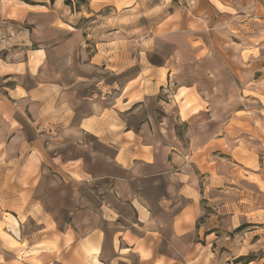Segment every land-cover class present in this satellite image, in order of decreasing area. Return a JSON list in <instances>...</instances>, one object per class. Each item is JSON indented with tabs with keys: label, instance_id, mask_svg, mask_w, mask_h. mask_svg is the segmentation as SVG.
Returning <instances> with one entry per match:
<instances>
[{
	"label": "rangeland",
	"instance_id": "rangeland-1",
	"mask_svg": "<svg viewBox=\"0 0 264 264\" xmlns=\"http://www.w3.org/2000/svg\"><path fill=\"white\" fill-rule=\"evenodd\" d=\"M95 2L97 6L90 0H0V59L16 66L9 76L0 74V107L7 108L8 114L17 109L13 125L0 121V134L41 133L38 150L43 175L35 198L47 207L50 202L64 203L62 180L71 181L68 175L79 177V156L90 169L99 170L102 164L98 157L107 152L102 147L81 151L78 142L92 145L96 141L87 134L84 138L61 135L58 120L51 122L56 126L49 132V123L42 117L44 109L51 106L39 105L29 111L28 106H17L16 102L29 98L51 104L59 95L73 99L96 95L99 101L107 87L116 105L123 107L125 90L131 86L139 89L145 80L141 75L168 63V81L152 102L160 106L157 116L161 117L165 100L175 101L182 117L196 109L198 102L205 106L199 93L210 109L190 124L179 123L181 137L193 124L197 125L193 131L197 135L209 130L213 134L224 126L230 142L236 139L239 144L232 151L226 148L228 153L223 155L216 153L219 173L226 176L229 192L203 190L198 246L206 250L197 264H264V187L261 193L252 183L259 180L256 174L264 175V0ZM37 48L45 50V57L36 66L38 59L32 60L31 50ZM129 64L132 67L128 68ZM128 79L133 81L127 83ZM17 146L9 138L0 143V175L5 187L15 184V170L30 156L26 143L21 155L10 157L9 151ZM3 197L0 253L5 258L16 255L14 262L20 264V260L30 259L20 242L44 232L32 235L37 227L33 222L39 218L31 216L23 223L26 236L13 232L14 215L19 213L24 220L36 201L32 199L23 210L15 195Z\"/></svg>",
	"mask_w": 264,
	"mask_h": 264
},
{
	"label": "crops",
	"instance_id": "crops-1",
	"mask_svg": "<svg viewBox=\"0 0 264 264\" xmlns=\"http://www.w3.org/2000/svg\"><path fill=\"white\" fill-rule=\"evenodd\" d=\"M95 1L90 0L97 6ZM31 51L32 60L38 59L37 66L45 57V50ZM129 65L128 68L132 67ZM13 68L16 66L0 59L2 76H9ZM168 74V63L148 69L147 75H141L145 80L139 89L131 86L125 90L121 97L123 107L116 105L107 87L99 101L96 95H84L81 99L59 95L52 105L46 100L39 103L29 98L16 102L17 106H28L29 111L39 105L51 106L48 111L44 109L42 117L49 123V132L52 133L56 126L51 122L58 120L61 135L82 138L87 134L96 141L92 145L87 141L78 142L81 151L102 147L107 152L98 157L102 164L99 170L90 169L79 156L82 160L78 167L79 177L68 175L71 181L64 177L62 180L64 203L50 202L47 207L34 196L43 175L42 155L38 150L41 133L35 131L31 136L21 131L0 134V143L8 138L18 143L9 151L10 157L21 155L26 143L30 155L26 163L15 170V184L5 187L0 175V198L4 200L3 195L7 198L15 195L23 210L29 202L36 201L34 210L24 220H20L19 213L14 215L13 232L26 236L23 223L29 216L39 218L33 222L37 227L32 235L44 232L36 239L24 240L26 244L23 240L20 242L30 258L29 261L20 260V264H33L32 260L35 264H197L202 259L206 249L198 246L201 230L197 220L202 213L200 205L205 198L204 191L219 189L228 193L227 188H230L226 176L219 173L221 167L216 153L223 155L239 144L236 139L230 142L229 135L223 132L224 126L213 134L209 130L197 135L193 132L197 125L193 124L181 137L177 129L179 123L190 124L194 117L203 116L210 109V104L199 93L197 96L205 106L198 102L196 109L182 117L180 106L171 99L165 100L163 113L158 117L160 106L152 102L157 101ZM131 81L133 79L126 82ZM7 111L0 107V121L11 126L16 121L17 109L10 114ZM33 118L38 121L37 116ZM217 133L222 135L215 137ZM4 156L7 153L4 152ZM69 174L73 172L70 170ZM256 175L259 180H252V183L262 193L264 175L262 172ZM58 180L61 179L58 177ZM27 185L32 186L30 190L25 189ZM202 234L209 236L208 232ZM15 256L5 258L0 253V264H16Z\"/></svg>",
	"mask_w": 264,
	"mask_h": 264
}]
</instances>
